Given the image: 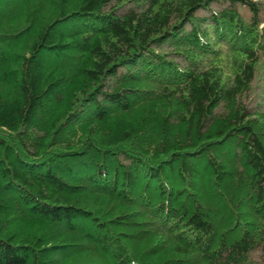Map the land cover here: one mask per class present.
Returning a JSON list of instances; mask_svg holds the SVG:
<instances>
[{
	"label": "trees",
	"instance_id": "1",
	"mask_svg": "<svg viewBox=\"0 0 264 264\" xmlns=\"http://www.w3.org/2000/svg\"><path fill=\"white\" fill-rule=\"evenodd\" d=\"M262 24L264 0H0V264H264Z\"/></svg>",
	"mask_w": 264,
	"mask_h": 264
},
{
	"label": "rangeland",
	"instance_id": "2",
	"mask_svg": "<svg viewBox=\"0 0 264 264\" xmlns=\"http://www.w3.org/2000/svg\"><path fill=\"white\" fill-rule=\"evenodd\" d=\"M217 8H218V6H214L213 7V9L214 10H217ZM243 13H244V11H243ZM245 14V16H246V18H247V15H246V13H244ZM264 24H262V26H263ZM261 26V27H262ZM261 68H260V70H259V72H258V79H262V73H263V71H264V64H262L261 66H260ZM261 90H262V84H259V81H256V83H255V86H254V92H253V94H252V96H251V101H250V103H252L253 102V100L255 99V97H258V95L260 94L261 95Z\"/></svg>",
	"mask_w": 264,
	"mask_h": 264
}]
</instances>
